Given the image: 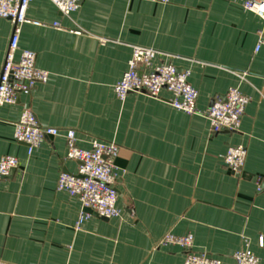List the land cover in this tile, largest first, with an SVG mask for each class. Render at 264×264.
<instances>
[{
    "label": "crops",
    "instance_id": "crops-1",
    "mask_svg": "<svg viewBox=\"0 0 264 264\" xmlns=\"http://www.w3.org/2000/svg\"><path fill=\"white\" fill-rule=\"evenodd\" d=\"M19 27L18 52L36 55L49 74L30 96L0 108V158L16 169L0 183V264H183L167 234L191 235L192 250L236 264L248 250L264 264V27L242 0H82L62 14L50 0H30ZM13 24L0 18V71ZM157 52L152 65H173L197 91L203 113L229 88L249 99L237 132L214 134L201 115L160 98L114 87L133 47ZM29 108L39 124L119 147L114 161L118 218L91 215L76 228L80 201L57 190L61 173L75 175L61 133L31 154L14 139L13 124ZM247 155L239 174L221 161L230 147Z\"/></svg>",
    "mask_w": 264,
    "mask_h": 264
},
{
    "label": "built area",
    "instance_id": "built-area-1",
    "mask_svg": "<svg viewBox=\"0 0 264 264\" xmlns=\"http://www.w3.org/2000/svg\"><path fill=\"white\" fill-rule=\"evenodd\" d=\"M82 0H50L62 14L77 10ZM157 4H166L170 0H146ZM243 8L256 14L264 21V0H242ZM30 0H0V18L13 24L5 60L0 71V108L13 105L20 96H30L38 84L46 83L49 74L36 67L35 53L22 50L18 52L19 27L28 22L26 11ZM264 46V27L257 33L256 51ZM156 51L133 47L127 71L114 87V94L120 101L129 94H146L160 98L162 92L170 95L169 104L188 115H201L209 123L212 133L237 132L240 128L249 99L237 88H229L223 100L215 101L207 111L201 113L196 108L197 91L188 83L187 75L178 73L171 64L152 65ZM13 136L17 142L24 143L27 153L39 146L45 138H54L61 133L65 138V159L78 163L77 174L61 173L57 181V190L77 198L83 211L75 227L93 214L101 218H118L120 211L116 207L115 191L116 167L114 161L119 147L112 142L93 139L88 149L77 146L76 132L71 129L60 130L39 124L29 108H23L18 120L13 124ZM247 151L242 146L230 147L221 161L232 174H239L245 164ZM18 160L13 156L0 158V183L16 169ZM90 210L91 213L85 212ZM191 235H165L158 246L174 244L184 252L183 264H222L221 260L192 250ZM236 264H258L257 257L248 250L235 252L232 256Z\"/></svg>",
    "mask_w": 264,
    "mask_h": 264
},
{
    "label": "water",
    "instance_id": "water-1",
    "mask_svg": "<svg viewBox=\"0 0 264 264\" xmlns=\"http://www.w3.org/2000/svg\"><path fill=\"white\" fill-rule=\"evenodd\" d=\"M11 172H12V171H11ZM85 212H87V213H91L90 210H88V209H86ZM92 215H93V216H97V215H95V214H93V213H92ZM97 217H98V216H97Z\"/></svg>",
    "mask_w": 264,
    "mask_h": 264
}]
</instances>
